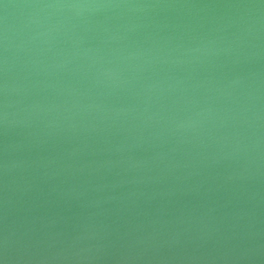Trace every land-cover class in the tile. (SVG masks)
I'll return each mask as SVG.
<instances>
[{
  "label": "water",
  "instance_id": "95a60500",
  "mask_svg": "<svg viewBox=\"0 0 264 264\" xmlns=\"http://www.w3.org/2000/svg\"><path fill=\"white\" fill-rule=\"evenodd\" d=\"M0 264H264V0H0Z\"/></svg>",
  "mask_w": 264,
  "mask_h": 264
}]
</instances>
